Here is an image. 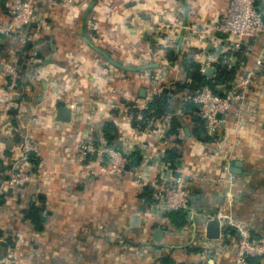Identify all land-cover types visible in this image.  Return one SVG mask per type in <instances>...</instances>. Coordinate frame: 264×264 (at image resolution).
Instances as JSON below:
<instances>
[{
    "label": "crops",
    "instance_id": "crops-1",
    "mask_svg": "<svg viewBox=\"0 0 264 264\" xmlns=\"http://www.w3.org/2000/svg\"><path fill=\"white\" fill-rule=\"evenodd\" d=\"M15 1L0 0V26L6 24L8 5ZM132 1L34 0L37 21L31 24L32 36L0 34L1 66L21 59L14 54L23 50L26 40L32 41L28 53L38 56L18 66L21 81L15 89L9 88L0 66V174L17 158L24 136L38 149L29 168L33 180L21 189H7L0 203V256L12 251L16 264H193L202 259L203 218L197 217L192 232L189 227L158 223L148 211V180L160 173L151 157L160 152L171 169L178 167L187 176L199 215L224 205L226 189L217 182L224 177L222 163L227 160L231 167L240 162V173L233 174L229 211L236 222L251 228L253 238H264V77L250 88L251 106L242 114L243 125L234 130L229 123L219 130L221 163H208L210 140L203 126V138L191 134L202 121L176 114L179 96L197 88L189 90L192 83H185L190 78L181 61L198 62L202 75L211 68V78L221 58L232 66L240 60L224 50L230 41L214 30L227 0ZM161 7L167 12L164 18L154 14ZM159 23H165L166 35L158 34ZM90 26L98 30L89 31ZM93 43L111 60L118 58L122 68L97 52ZM249 43V50L239 55L245 61L243 66L238 61L240 79L252 70L264 36ZM171 51L174 63L168 59ZM153 82L172 83L157 94H164L170 105L164 116L147 111ZM184 84L186 89L176 91V85ZM145 101L147 106L141 108ZM134 104L140 111L128 109ZM62 105L71 110L68 123L54 118ZM164 120L167 130H156L161 144L137 133L149 122L161 126ZM173 120L180 125L174 134ZM91 132L101 144L123 151L131 142L134 151L125 153V169L140 178L101 173L88 179L84 174L90 159L78 162L77 152ZM138 143L151 146L145 158ZM172 150L179 155L174 162L167 158ZM91 159L92 167L104 164ZM206 169L209 180H197ZM39 196L45 223L35 231L25 213L33 203L40 206ZM222 245L209 264H234L235 242Z\"/></svg>",
    "mask_w": 264,
    "mask_h": 264
},
{
    "label": "built area",
    "instance_id": "built-area-1",
    "mask_svg": "<svg viewBox=\"0 0 264 264\" xmlns=\"http://www.w3.org/2000/svg\"><path fill=\"white\" fill-rule=\"evenodd\" d=\"M8 18L7 23L0 26V34L18 36L25 27L37 21L34 0H17L9 4ZM164 24L159 23V35L167 34L160 31ZM214 30L229 39L230 44L224 49L227 53H231V56L243 54V52L249 50L251 46L249 42L259 36H264V0H227L226 5L218 13ZM1 74L10 89L18 87L21 77L15 60L3 62ZM261 76L264 77V48H261L255 57L252 70L247 72L229 89L215 93L210 86L202 85L194 91L179 96L180 104L176 114L182 117L197 116L203 123L204 133L210 140L206 149L208 163L215 161L221 163L223 161V158L220 159V148L223 141L218 140L220 139L218 132L229 123L232 124L234 130H238L243 125L242 114L251 106L249 101L250 88ZM185 83H190V80L187 79ZM171 84L168 82L163 85L156 82L153 85L154 90L151 91V94L157 95ZM147 102L149 101H145L140 107L147 106ZM130 108L140 111L138 104H134L128 109ZM137 118L140 120L141 116L137 114ZM167 123L168 121L164 120L159 126L157 122H149V127L144 126L142 132L137 133L143 137H152L150 140L158 143L161 136L156 130L165 132ZM162 140L164 141V139ZM150 147V145L139 144L138 149L141 150L143 158L148 155L147 151ZM133 151L134 145L131 142L126 143L123 151L110 145L101 144L93 137L91 132V135L79 144L77 161L82 163L90 159L89 165L94 166L91 165L95 163L91 161V157H95L96 160L100 161L104 160L103 166L86 169L84 175L88 179L101 173H110L115 176L130 173L140 178L137 172L125 169L128 163L125 153ZM37 153L38 149L35 142L24 136L18 145L17 158L8 170L0 174V203L5 197L7 189H21L33 180L29 168L31 160ZM151 161L155 162L154 165L160 173L157 177L148 180V187L150 188L148 211L154 215L158 223L166 222V218L174 212L182 214L186 221L185 227H189L192 232L196 231L197 217L204 220L203 231L209 220H216L219 223V238L208 240L205 238L204 233L199 245L202 250L200 254L202 259L193 264L214 262L215 257H217L216 253L221 251L223 247V241L235 242L234 264H248L249 261H253L252 264H264V238H253L251 228L236 222L229 211L232 205L233 174L230 172V165L227 160L222 163L221 168L224 177L217 180V182L223 183L226 189L224 192V205L215 210L214 213L201 215L197 211L192 189L186 182L187 176L178 167L171 169V164L165 159L163 152L154 154ZM196 179L200 181L209 180L207 169L201 170ZM0 264H16L15 253L10 251L0 256Z\"/></svg>",
    "mask_w": 264,
    "mask_h": 264
},
{
    "label": "trees",
    "instance_id": "trees-1",
    "mask_svg": "<svg viewBox=\"0 0 264 264\" xmlns=\"http://www.w3.org/2000/svg\"><path fill=\"white\" fill-rule=\"evenodd\" d=\"M35 7V5H34ZM8 13V12H7ZM8 15V14H7ZM9 19V18H8ZM7 19V21H8ZM7 23V22H6ZM35 26H32L31 24L27 27H25L22 32L20 34H18L19 37H22V35L26 34V38H30L32 35L30 33V31L34 30ZM32 44V41H28L26 40L25 43H23V50L22 51H17V53L15 52V56H17L16 54H20V58H17L16 60V65L18 66H23L25 63L27 65V63L30 61L29 58H37L38 56H36V54H30L28 53V50L30 49ZM30 52V51H29ZM26 53V54H25ZM32 53V52H31ZM175 54L173 53V51H171L168 55V59L170 61H172V63H174L177 59L176 56H174ZM232 57H239L241 61L242 66L244 65L245 61L244 58L239 56L238 54L236 55H232ZM20 61H19V60ZM237 61V64L235 63L234 66L229 65V63L226 62L225 59H220L215 65H214V73L213 76L211 78H205L200 72H199V63L194 61V60H183L182 62V67L184 70V73L186 74L187 77L190 78V81L192 83L191 87L189 88V90H192V87L195 85V87H199L202 85H208L211 87V89L215 92V93H219L220 91H225L227 89H229L235 82H237L241 76H239V66H237L239 64V62ZM21 62V63H19ZM23 63V64H22ZM33 66H35V63H32ZM263 76H261L262 78ZM187 85H176V91H181L183 89H186ZM149 110L147 111H153L152 115L154 116H164L165 114L170 112V105L168 103L167 98L165 97L164 94H160V95H154L153 98L151 99V102L148 105ZM146 114V111L144 112ZM173 128L171 130V132L174 134L176 132H178V130L180 129V125L178 124L177 120H173L172 122ZM202 122H197L196 126L194 128H192L191 130V134L192 136L197 139L200 140V135L201 133H203V129H202ZM181 131V130H180ZM177 135V134H175ZM179 157V155L174 151H170L167 154V158L170 160V162H174V160H178L177 158ZM31 163H33V161L31 160ZM177 163V161L175 162ZM92 166H88L87 169L91 168ZM38 202L40 203V206L36 205V204H31L28 208V210L25 213V217L26 219L31 223V225L33 226V229L35 231H41L43 229L44 223H45V218L42 215L43 212V206L42 204L44 203V200L42 199V197H38ZM150 202V201H149ZM167 221L165 226H169V225H174L173 227L176 228H180V227H185L186 225V221L184 219V217L182 216L181 213L179 212H174L171 213L167 218ZM161 226V225H160ZM252 233V231H251ZM253 263V261H249L248 264ZM192 264V263H190Z\"/></svg>",
    "mask_w": 264,
    "mask_h": 264
},
{
    "label": "water",
    "instance_id": "water-1",
    "mask_svg": "<svg viewBox=\"0 0 264 264\" xmlns=\"http://www.w3.org/2000/svg\"><path fill=\"white\" fill-rule=\"evenodd\" d=\"M94 49L97 52H99L100 54H102L106 59H108V61H110V63L114 64L115 66H120L116 62H114L113 60L108 58V55L104 51H100L99 49H96V48H94ZM0 66H1V64H0ZM120 68H122V67L120 66ZM127 70H129V69L127 68ZM212 71L213 70L211 68H206L203 72V75L208 78L211 76ZM70 117H71V110L67 106L62 105V106H58L56 108L54 118L57 122L68 123L70 121ZM185 132L187 134H189L188 129H186ZM203 137H204V134H201L200 138H203ZM240 168H241V163L237 161L230 167V172L232 174H238V173H240ZM219 231L220 230H219L218 221L209 220L205 225V230H204L205 238L208 240H217L219 238Z\"/></svg>",
    "mask_w": 264,
    "mask_h": 264
},
{
    "label": "rangeland",
    "instance_id": "rangeland-1",
    "mask_svg": "<svg viewBox=\"0 0 264 264\" xmlns=\"http://www.w3.org/2000/svg\"><path fill=\"white\" fill-rule=\"evenodd\" d=\"M126 1H127V0H126ZM132 2H135V0L132 1ZM130 12L133 14L132 11H130ZM166 13H167V12L164 11V10L162 9V7H161L160 9H158V12H154V14H156V16H157V15H161L163 18L165 17ZM174 19H177V21L174 23V24L176 25L177 22H178V20H179V18H178V16H176ZM162 26H163V27H162L163 29L161 28L160 31H161V32H162V31L166 32L165 24L162 25ZM87 29H88L89 31H95V30L97 31V30H98V28H96V27H91V26L88 27ZM162 36H164V35H162ZM93 44H94V43H93ZM92 46H94L93 48H95L96 43H95L94 45H92ZM106 52H107V51H106ZM109 54H110L111 57H115V56L112 54V52H109ZM112 55H113V56H112ZM99 60H100V59H99ZM101 61H102V59H101ZM103 61H104V59H103ZM114 62L117 63V62H118V58L115 57ZM75 64H77V63H75ZM77 65H79V63H78ZM77 65H76V66H77ZM130 110H131V108H130Z\"/></svg>",
    "mask_w": 264,
    "mask_h": 264
}]
</instances>
